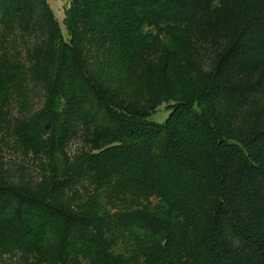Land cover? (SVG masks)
<instances>
[{
  "label": "trees",
  "instance_id": "trees-1",
  "mask_svg": "<svg viewBox=\"0 0 264 264\" xmlns=\"http://www.w3.org/2000/svg\"><path fill=\"white\" fill-rule=\"evenodd\" d=\"M2 1L41 6L50 29L32 75L46 104L11 132L12 146L48 157L51 187L89 175L98 184L78 209L54 202L51 187L0 188V251L31 252L28 264H264V116L235 119L237 100L264 95V0H70L69 39L47 0ZM195 43L219 46L209 71ZM155 44L160 62L141 69ZM25 72L0 58V119ZM144 90L169 104L164 122L139 107ZM90 98L105 129L72 163L66 138ZM140 186L157 201L110 205L111 193Z\"/></svg>",
  "mask_w": 264,
  "mask_h": 264
},
{
  "label": "rangeland",
  "instance_id": "rangeland-1",
  "mask_svg": "<svg viewBox=\"0 0 264 264\" xmlns=\"http://www.w3.org/2000/svg\"><path fill=\"white\" fill-rule=\"evenodd\" d=\"M52 13L61 25L63 35L69 39L67 29L64 25L65 10L70 5V0H47ZM9 4L0 0V45L3 46L4 54L0 56L5 60L11 58L25 66L26 72L21 82V87L14 91L11 103L4 108L3 117L0 119V188L12 190H27L31 194L40 195L48 190L54 178L48 157L36 151L21 152L15 149L10 142V135L14 129L25 124L33 115L41 111L47 100V87L33 79V71L41 63V53L48 46L50 39L49 23L43 20L41 6H35L34 13L25 11L26 5ZM30 21V22H29ZM9 23L12 27L9 29ZM201 66L209 71L215 64L216 52L219 46L208 47L206 45L193 46ZM161 48L152 46L142 54V61L146 67L147 63L158 64L161 60ZM92 54L86 58V66L90 73L94 70ZM239 69V68H238ZM253 74L252 71L240 72L244 80ZM85 85V80H82ZM19 96V97H18ZM236 100H234V103ZM90 98L83 106L77 119L66 138L65 149L72 163L86 151L92 148V143L99 131H104L106 116H91ZM139 107L150 111V119L164 122L169 115L168 103L154 106L151 92L144 90L138 99ZM236 121L245 125H252L258 120L260 114L264 116V95L247 97L237 100ZM154 106V107H153ZM262 110V111H258ZM97 176H83L72 183L66 189L51 187L54 202L78 209L89 199L97 188ZM13 202H17L14 196ZM113 208L131 210L150 201L156 202L157 197L152 188L140 186L130 192L110 194ZM32 259V253L26 251H0V264H28ZM70 264H76L74 262Z\"/></svg>",
  "mask_w": 264,
  "mask_h": 264
}]
</instances>
